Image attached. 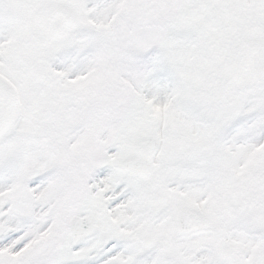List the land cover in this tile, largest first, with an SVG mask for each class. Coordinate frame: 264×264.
I'll return each instance as SVG.
<instances>
[{"label": "snow or ice", "instance_id": "snow-or-ice-1", "mask_svg": "<svg viewBox=\"0 0 264 264\" xmlns=\"http://www.w3.org/2000/svg\"><path fill=\"white\" fill-rule=\"evenodd\" d=\"M0 264H264V0H0Z\"/></svg>", "mask_w": 264, "mask_h": 264}]
</instances>
